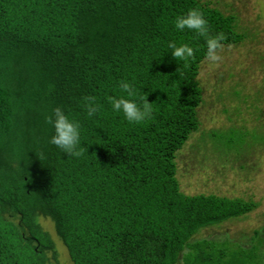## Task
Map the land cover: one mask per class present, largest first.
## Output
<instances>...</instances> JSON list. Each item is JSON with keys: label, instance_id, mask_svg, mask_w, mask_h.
<instances>
[{"label": "trees", "instance_id": "trees-1", "mask_svg": "<svg viewBox=\"0 0 264 264\" xmlns=\"http://www.w3.org/2000/svg\"><path fill=\"white\" fill-rule=\"evenodd\" d=\"M193 8L221 47L245 38L234 14L205 0H0V264H58L56 240L71 264H264V227L246 247L195 239L254 201L179 190L175 157L199 129L205 46L172 21ZM169 41L192 55L174 61ZM121 80L151 103L150 119L112 112ZM87 97L99 105L91 117ZM57 106L80 124L79 157L48 143Z\"/></svg>", "mask_w": 264, "mask_h": 264}, {"label": "rangeland", "instance_id": "rangeland-1", "mask_svg": "<svg viewBox=\"0 0 264 264\" xmlns=\"http://www.w3.org/2000/svg\"><path fill=\"white\" fill-rule=\"evenodd\" d=\"M205 1L234 14L237 30L245 38L239 44L221 47L218 60L205 59L199 64V129L176 154V179L186 195L203 193L254 201L256 207L244 218L195 236L219 241L228 238L246 247L253 231H260L262 237L264 227V133L258 119L264 110V0ZM39 222L53 236L50 223L45 219ZM55 247L58 264H71L57 240Z\"/></svg>", "mask_w": 264, "mask_h": 264}, {"label": "clouds", "instance_id": "clouds-1", "mask_svg": "<svg viewBox=\"0 0 264 264\" xmlns=\"http://www.w3.org/2000/svg\"><path fill=\"white\" fill-rule=\"evenodd\" d=\"M172 23L176 30L188 29L204 39L206 60L214 62L219 59L217 52L225 37L222 33L209 35L207 21L198 9H189L185 13L177 15ZM167 47L174 61L190 57L193 51L188 44H177L172 41L168 42ZM118 87L124 95L107 97V103L112 112L121 114L127 122L132 124H140L151 118V103L146 102L145 97H137L133 86L125 80H121ZM84 108L87 116L91 117L98 112L99 105L93 97H87ZM45 123L49 124L52 129V134L48 138L49 144L55 145L66 156L79 157L85 152V147H82L80 142L79 122L69 118L61 107L52 108L50 114L45 116ZM40 158H43V153H40Z\"/></svg>", "mask_w": 264, "mask_h": 264}]
</instances>
